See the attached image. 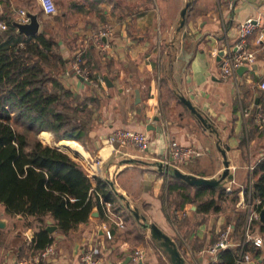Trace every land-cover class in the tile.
Wrapping results in <instances>:
<instances>
[{
  "label": "crops",
  "instance_id": "obj_1",
  "mask_svg": "<svg viewBox=\"0 0 264 264\" xmlns=\"http://www.w3.org/2000/svg\"><path fill=\"white\" fill-rule=\"evenodd\" d=\"M54 1L58 10L47 14L40 0H7L9 16L16 18L20 9H29L39 16V31L47 29L58 40L65 59L60 80L90 115L84 143L75 140L72 143L77 146L67 147L83 160L68 153L83 165L93 185L97 183L95 177L113 180L125 198L110 203L111 216L90 213L87 222L68 231H62L48 217L45 227L49 220L57 225L49 233L56 246L51 264H79L81 254L88 250L101 259V264H138L132 258L136 249L145 252L142 264H171L150 229L141 225L130 207L168 233L187 264H211L212 255L205 248L216 241L227 224L239 239L248 213L245 205L256 207L261 201L254 185L262 176L264 162V120L258 115L264 113V89L259 83L264 73V40L257 42L264 33V0ZM188 1L185 23L179 28ZM46 15H58L62 26H44ZM248 17H253L257 26L243 47L255 52V60L223 78L222 57L240 41L239 25ZM105 26L109 34L99 45L94 34ZM80 48L85 49L84 64L92 69L93 76H103L99 85L71 70L73 56ZM136 90L140 91L139 103ZM180 94L198 107L212 129L192 114ZM157 115L155 123L162 131L147 128ZM121 127L148 131L150 148L139 150L107 142L106 137ZM51 136L52 141L40 140L61 149L65 143L57 146L61 140H54L52 132ZM170 140L200 149V154L178 165L194 176L219 177L225 168V150L230 176L222 183L223 196L219 198L218 191L212 193L206 187H184L180 178L157 169L155 162L165 157L164 146ZM127 157L144 161L122 163ZM187 194L192 202L184 201ZM215 198L219 207L206 210V203ZM94 209L98 210L97 206ZM175 211L187 214L174 220ZM238 211L245 212L241 225ZM0 219L6 221L0 232H11V242L3 241L6 234L0 237V264H15L17 258L30 257L39 250L35 232L42 224L35 217L8 215L0 202ZM114 220L123 223L118 225ZM106 228L111 230V238Z\"/></svg>",
  "mask_w": 264,
  "mask_h": 264
},
{
  "label": "trees",
  "instance_id": "obj_2",
  "mask_svg": "<svg viewBox=\"0 0 264 264\" xmlns=\"http://www.w3.org/2000/svg\"><path fill=\"white\" fill-rule=\"evenodd\" d=\"M0 2V20L8 23V29L0 30V202L8 215L35 217L41 222L35 232V247L42 249L53 241L45 229L48 217L62 231H68L87 222L95 206L104 215L102 202L114 203L125 197L116 192L108 178L95 177L97 183L93 185L83 165L61 150L77 146L76 141L84 143L89 112L60 80L65 59L58 40L47 29L28 37L18 34L10 21L7 0ZM43 130H50L54 140H61L57 146L65 143L61 149L41 142L38 133ZM47 131L41 132V137L51 139ZM30 132L34 135L32 141ZM261 168L262 176L254 185V192L261 198L256 205L259 213L264 209V162ZM180 179L184 187H193ZM196 186L209 188L212 193L218 191L219 198L224 194L222 185ZM183 199L192 202L188 194ZM216 201L211 199L205 209H217ZM237 215L239 224H243L245 212L238 211ZM254 225L264 236L260 217ZM243 228L239 239L243 237ZM245 247L254 254L257 264H264V244L256 246L251 241ZM237 252V246L228 247L211 264H235Z\"/></svg>",
  "mask_w": 264,
  "mask_h": 264
},
{
  "label": "built area",
  "instance_id": "obj_3",
  "mask_svg": "<svg viewBox=\"0 0 264 264\" xmlns=\"http://www.w3.org/2000/svg\"><path fill=\"white\" fill-rule=\"evenodd\" d=\"M40 4L44 13L53 14L56 13L57 8L54 0H40ZM16 19L27 22L29 16H26L25 10L20 9ZM257 22H255L253 17L246 18L245 21L241 22L239 25V35L240 41L229 47V51L222 57L221 61V75L223 78L229 77V75L236 72V70L242 66L247 65L255 60V52L251 50H246L243 47L246 37L251 34ZM8 29V23L4 20H0V30ZM109 34L108 27L105 26L99 31L95 32V37L97 43L101 45L103 36ZM264 40V33H260L257 42L260 43ZM85 49L80 48L76 50L73 56L70 67L71 70L75 72L78 76L86 79L94 85H99L104 81L103 76L94 77L93 71L84 64ZM260 87L264 89V73L260 79ZM247 114V112H245ZM259 119L264 120V113L259 112ZM106 141L111 143L113 146H134L139 150H147L151 146V136L148 131L145 130H134L127 127H121L113 130L107 137ZM165 157L159 158L164 164H171L178 166L181 163H185L192 159L201 151L199 148L194 146H184L180 144L177 140L168 141L167 145L164 146ZM103 203V209L107 216L112 215L110 208V202L105 201ZM248 208V213L244 223V235L242 239H236L233 236V227L231 224H227L221 229L215 242L209 244L205 249L208 253L212 255V263L216 262L221 251L227 249L228 247L237 246L238 252L235 260V264H246L251 263L256 260L254 254L246 250V244L253 241L256 246H262L264 244V236L261 234L260 229L257 225H254V221L260 217L259 212L256 207L251 204L245 205ZM187 214L185 211H175L174 220H178L181 215ZM118 225L123 223L122 220H114ZM105 233L109 238L113 236L109 228L105 229ZM56 246L54 242L47 244L44 248L39 249L34 252L30 257L19 258L16 264H51L52 258L55 256ZM145 256V252L141 249H136L132 258L135 263L142 262ZM79 264H101V259L96 257L94 253L90 250L84 251L80 256ZM108 264H121L120 262H110ZM199 264V263H198Z\"/></svg>",
  "mask_w": 264,
  "mask_h": 264
},
{
  "label": "water",
  "instance_id": "obj_4",
  "mask_svg": "<svg viewBox=\"0 0 264 264\" xmlns=\"http://www.w3.org/2000/svg\"><path fill=\"white\" fill-rule=\"evenodd\" d=\"M191 1H188L185 5V7L182 10V15L179 23V28H181L186 19L187 15V9L190 5ZM26 16H29V20L27 22L20 21L16 19L15 17L9 16L10 21L12 25L15 27L16 32L18 34L25 35L26 37L30 35H36L38 33L39 28H40V20L39 16H37L36 13L30 11L29 9L25 10ZM105 38V36H104ZM246 66L242 65L238 68V71L241 69H245ZM105 80L107 84L111 85V81L109 80L108 76H105ZM180 99L183 103H185L188 108L191 110L192 114H195L200 121L204 123L209 129H212V124L207 120L205 115L198 109V107L192 103V101L186 97L183 94H180ZM140 101V91L136 90V103H139ZM159 119V116H155L154 122L149 124L147 127L150 130H157V131H162L161 126H157V122ZM223 155L226 158L225 160V168L221 172L219 177H214V178H206L203 176H194L193 174L186 173L182 171L178 166H174L171 164H164L162 160H157L155 162V166L157 167L158 170L163 171L165 173H168L171 176L175 177H180L187 181L189 184L196 186V185H208V186H219L222 185L223 181L229 177V169H228V160L227 157L225 156V150L222 149ZM144 161L142 159H135L131 157L124 158L122 163H137ZM111 185L112 187L116 190L114 181L111 180ZM116 192H118L116 190ZM119 193V192H118ZM121 197H125L122 194H120ZM128 207H130V203H127ZM131 212L135 215V217L140 221L141 225L144 226L145 228H149L150 232L152 233L153 238L156 241V244L164 250L167 258L169 259L171 264H187L185 258L182 256L180 250L177 248V245L175 241L172 239V237L163 231L156 223L149 222L147 216L145 214H141L137 208L130 207ZM260 219L264 223V209L260 210ZM92 215H98L99 212L97 209H93L91 212ZM6 226V221L3 219H0V227ZM57 225L52 224V222L49 220L48 225L46 226V230L51 233ZM18 261V258L16 259V262ZM15 262V264H16ZM138 264H142V262H139Z\"/></svg>",
  "mask_w": 264,
  "mask_h": 264
},
{
  "label": "rangeland",
  "instance_id": "obj_5",
  "mask_svg": "<svg viewBox=\"0 0 264 264\" xmlns=\"http://www.w3.org/2000/svg\"><path fill=\"white\" fill-rule=\"evenodd\" d=\"M33 0H31V2H32ZM31 2H29V4L30 5H28V7H30L31 9H33V7H35V6H33L34 4H31ZM57 5V4H56ZM57 8H58V5L56 6ZM58 10V9H57ZM0 11H1V8H0ZM58 15H50V16H48V15H46V18L44 19V26H47L48 28L49 27H54V28H56V27H58V29L62 26V21H60V19L57 17ZM18 128H20V129H22V127H20V126H18ZM49 131V130H48ZM51 133V132H50ZM39 136H40V139L41 140H43L44 142H49V141H52V136H51V139L49 138V139H46V138H44V137H41V133L39 134ZM29 139L32 141L33 139H34V135H33V132H30V134H29ZM64 150V149H63ZM64 151H66V150H64ZM66 152H69L72 156H74L76 159H80V160H83L81 157H79V156H76V155H74L71 151H69V150H67ZM104 152H106L105 150L103 151V154H104ZM190 161V160H189ZM188 162V161H187ZM182 165V164H181ZM11 229V228H10ZM10 229H8V231L10 230ZM7 231V229L5 230V231H1L0 232V237H1V235L2 234H6V236H5V238H4V242H6V243H8V242H11V238H10V231H9V234H8V232H6ZM2 242V241H1ZM3 243V242H2ZM4 244V243H3Z\"/></svg>",
  "mask_w": 264,
  "mask_h": 264
},
{
  "label": "bare ground",
  "instance_id": "obj_6",
  "mask_svg": "<svg viewBox=\"0 0 264 264\" xmlns=\"http://www.w3.org/2000/svg\"><path fill=\"white\" fill-rule=\"evenodd\" d=\"M86 159H87V156L84 158V161H86Z\"/></svg>",
  "mask_w": 264,
  "mask_h": 264
}]
</instances>
